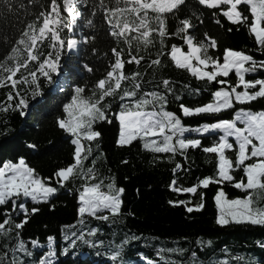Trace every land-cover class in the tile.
<instances>
[{"label":"snow or ice","instance_id":"1","mask_svg":"<svg viewBox=\"0 0 264 264\" xmlns=\"http://www.w3.org/2000/svg\"><path fill=\"white\" fill-rule=\"evenodd\" d=\"M32 3L36 4V0ZM4 4L9 12L13 10L11 0H4ZM88 4L89 0H50L46 9L41 5L39 12H33L35 18L0 54V89H9L5 92L6 102L0 101V113L18 111L24 117L30 100L43 95L40 79L54 83L53 74H59L65 51L75 50L80 43L62 35L65 30H94L100 13L107 34L116 45L110 49L112 59L102 78L91 85L85 81L76 86L62 103L57 126L74 146L72 162L48 177L41 176L23 156L0 163V240L2 247L12 253L8 264H31V260L18 259L17 253L35 257V264H58L56 237L49 235L46 251L37 255L40 242L32 239L29 246L21 233L29 218L41 211L39 205L47 204L54 210L53 200L60 190L70 192L77 182L79 227L68 226L72 230L64 237L71 246H76L77 241L94 248L103 246L104 241L98 237L100 229L90 226V221L114 224L123 218L125 187L118 185L111 169L108 174H101L95 167L97 161H107L101 149L100 124L117 126V147L130 148L138 143L152 154V163L172 164L168 188L185 198L169 199L170 206L183 207L188 214L202 211L203 190L216 185L213 200L218 211L217 225L264 226V107H252L255 102L264 104V60H257L244 50L221 48L217 37L201 32L199 27L205 23L206 11L220 27L223 17L237 31L246 28L254 37L257 50L264 52V0H195L194 4L192 0H96L86 16L81 7ZM169 21H175L174 28L169 27ZM226 31L230 33L233 28ZM96 38L90 34L81 39L87 45L94 44ZM177 39L179 43H169ZM45 41L46 53L40 50ZM92 52L95 54L97 49L93 47ZM33 63L34 69H30ZM127 64L136 65L137 70L126 73ZM141 67L144 71L139 70ZM168 67L195 78L201 86L185 83L178 91V82L164 75ZM83 68L93 73L89 64ZM145 84L151 89H146ZM185 91L189 97L210 95L206 102L191 106L184 102ZM114 101H119L117 109L112 107ZM172 103H178L180 114L170 110ZM192 117H200L203 122L194 127L186 124L184 118ZM196 149L209 160L214 159L216 167L212 175L185 186L179 173L189 169L182 162L189 159V150ZM90 157V165L86 166ZM121 163L130 161L124 158ZM227 187L243 195L231 197ZM9 240L16 243L10 245ZM128 242L126 238L112 252L114 264H122V249ZM63 251L67 254V248ZM185 252L182 247L161 248L157 251L158 260L147 258L146 264H172L166 253ZM191 255L192 264H198L197 254ZM7 256V252L0 254V264H5Z\"/></svg>","mask_w":264,"mask_h":264},{"label":"trees","instance_id":"2","mask_svg":"<svg viewBox=\"0 0 264 264\" xmlns=\"http://www.w3.org/2000/svg\"><path fill=\"white\" fill-rule=\"evenodd\" d=\"M11 2L13 10L9 12L4 0H0V54L20 34L26 23L35 18L33 12H39L41 5L46 9L50 0H36V4H33L32 0H11ZM95 2L96 0H89L86 7H81L86 16ZM192 2L194 4L195 0ZM220 18L223 27L216 25L206 11L205 23L199 26L200 31H207L210 35L217 37L221 48L244 50L257 60H264V52L257 50L254 37L246 28H240L237 31L236 26L230 25L223 17ZM95 20L98 27L94 30L78 27L74 33L65 30L62 34L81 40V44H78L74 51H65L59 74H53L54 83L48 84L43 78L40 79L43 95L30 100L26 116L21 117L18 111L0 113V163L7 160L15 161L23 156L41 176L48 177L54 170L72 162L74 146L69 136L57 126L62 103L72 94L76 86L84 84L85 81L91 85L102 78L108 68L109 60L112 59L110 49L116 46L113 38L107 34V26L104 25L100 13H97ZM174 26L175 21H169V27L174 28ZM228 27H232L233 31L227 32ZM90 34L96 35V41L94 44L85 45L81 38ZM171 42L179 43L180 41L177 39L169 41ZM120 46L123 47V45ZM93 47L97 49L95 54L92 52ZM40 50L45 53L48 51L46 41L40 46ZM105 53L108 55L105 56ZM85 63L93 67V73L90 74L83 68ZM29 68L34 69V63L30 64ZM135 70L137 66L134 64H127L125 67L126 73ZM139 70L144 71V67ZM148 71L151 72V69ZM164 75L178 82L176 85L178 91L185 83L193 87L201 86V82L173 67L164 69ZM147 79L148 77H145V80ZM151 87L145 84L146 89L150 90ZM8 90V88L0 89V101L6 102L5 92ZM209 95L204 93L199 97H189L185 91L184 102L195 106L200 102H206ZM118 105L119 101H114L113 109H117ZM252 107L259 109L264 107V104L255 102ZM169 108L180 114L178 103L170 104ZM184 119L186 124L193 127L203 122L200 117ZM98 128L102 132L101 149L106 154L107 161L99 160L95 167L101 174H108V169H111V174L116 177L118 185L125 187L123 218L114 224L95 219L90 221V226L100 229L98 237L104 241L103 246L97 245L94 248L80 241H77L76 246H71L64 237L72 230L68 226L79 227L76 190L79 182H77L70 192L60 190L53 200L54 210H50L47 204H41L39 205L41 211L30 217L25 224L21 233L25 243L30 246L31 240L37 239L42 245L35 250L37 255L46 251L48 247L46 238L51 235L56 237L58 245V264H114L111 261L112 252L117 250L118 244L128 238L129 242L122 249V264H146L147 258L158 260V249L180 247L186 249L183 255L165 254L166 259L172 264H192L193 252L197 254L195 259L198 264H220L222 261H227V264H264V247H261V243L264 242V226L232 224L221 227L217 225L218 211L213 200L216 185L203 190L205 208L202 211L188 214L183 207L170 206L167 203L169 199L185 198L177 196L168 188L169 181L172 179V164L152 163V154L142 150L138 143L130 148L117 147L115 124H100ZM207 143L208 141H205V144ZM29 144H35L37 147L29 148ZM93 155H95V147ZM124 158H127L130 163L122 164L121 160ZM177 159L179 160L180 157ZM90 161L91 157L85 161V165L89 166ZM182 163L189 169L187 172L179 173L180 182L185 186L193 185L198 179L212 175L216 167L215 160H209L200 149L189 150V159ZM137 189H139L138 193ZM226 190L231 197L243 195L239 190L231 187H227ZM188 198L195 202L193 197ZM29 206H31L30 201ZM13 216L18 218L15 214ZM2 220L3 215L0 213V221ZM133 236L136 239H131ZM198 241L203 243H197ZM209 241L211 244L208 243ZM8 243L14 245L16 241L9 240ZM2 244L3 241L0 240V254L8 253L5 261V264H8L12 253L2 247ZM65 248H67V254H64ZM17 258L31 260V264H35V257L27 258L17 253Z\"/></svg>","mask_w":264,"mask_h":264},{"label":"rangeland","instance_id":"3","mask_svg":"<svg viewBox=\"0 0 264 264\" xmlns=\"http://www.w3.org/2000/svg\"><path fill=\"white\" fill-rule=\"evenodd\" d=\"M78 34H79V32H78ZM79 44H81V40H80V43ZM72 51H74V50H72Z\"/></svg>","mask_w":264,"mask_h":264}]
</instances>
